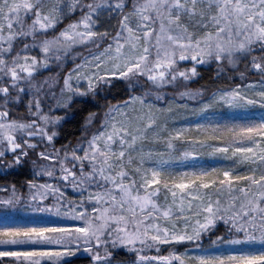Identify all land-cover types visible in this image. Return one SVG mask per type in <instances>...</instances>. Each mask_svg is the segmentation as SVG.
Listing matches in <instances>:
<instances>
[{
	"label": "snow or ice",
	"instance_id": "1",
	"mask_svg": "<svg viewBox=\"0 0 264 264\" xmlns=\"http://www.w3.org/2000/svg\"><path fill=\"white\" fill-rule=\"evenodd\" d=\"M211 65L232 82L188 86ZM24 163L0 264H264V0H0V174Z\"/></svg>",
	"mask_w": 264,
	"mask_h": 264
},
{
	"label": "trees",
	"instance_id": "2",
	"mask_svg": "<svg viewBox=\"0 0 264 264\" xmlns=\"http://www.w3.org/2000/svg\"><path fill=\"white\" fill-rule=\"evenodd\" d=\"M199 73L200 75L197 77L193 85L202 86L214 83L213 79L215 70L212 66L205 68L201 67ZM124 87L123 84H117L116 87L111 90L112 94L116 96V98H123L119 94L124 90ZM108 99H112V96H109ZM99 102L103 103V99L101 98ZM94 110H97V105L91 97L76 100V102L67 110V116L63 121L62 126L58 129V131L61 132V138L57 140V146L66 142V138L71 139L78 137L87 113ZM20 111H23V109L21 108ZM58 113L62 116L65 114L64 111ZM25 179H33V176L31 175V165L28 163L18 166L15 171H10L7 175L0 174V185L16 183L19 187ZM116 258L130 262L133 259V256L125 251H120L116 254ZM71 264H89V260L86 254H80L79 258L73 259Z\"/></svg>",
	"mask_w": 264,
	"mask_h": 264
},
{
	"label": "rangeland",
	"instance_id": "3",
	"mask_svg": "<svg viewBox=\"0 0 264 264\" xmlns=\"http://www.w3.org/2000/svg\"><path fill=\"white\" fill-rule=\"evenodd\" d=\"M184 65H182V67H183ZM213 68H214V70H215V72H216V69H215V65H211ZM67 67L68 68H70V67H72V64L71 63H69L68 65H67ZM201 68V67H200ZM200 68H198V72H199V69ZM202 68H205V67H202ZM239 70H243L242 68L241 69H239ZM238 70V71H239ZM57 71H59V69H56L55 67H53V68H51L49 71H46V72H44L43 73V75L44 76H48L50 73H55V72H57ZM65 71H66V69H65ZM229 71H231V70H229ZM253 76H254V74H252ZM199 77V76H198ZM196 79H197V77L196 78H193V80L189 83V87H192V88H196V87H200V86H197V85H193V83L196 81ZM234 79V82H236V83H239L240 81H239V79L238 78H236V77H234L233 78ZM213 84H216V85H219V84H228V83H230V82H232V81H229L227 78H222V79H220V80H216L215 79V73H214V79H213ZM213 84H211V85H213ZM209 91H211V88H209L208 89ZM169 91H171V89H169ZM194 103V102H193ZM52 114H55V115H60L58 112H54V113H52ZM191 119V118H190ZM59 129V128H58ZM10 159H11V157H9ZM203 162H204V164H205V166H209V165H211V166H215V163H216V161H215V159L214 158H212V157H204L203 158ZM24 192H27V187L25 186L24 187ZM4 192H0V196H3V195H5V194H3ZM69 195H72V193L71 192H69ZM2 216H3V209H0V218H2ZM15 218V217H14Z\"/></svg>",
	"mask_w": 264,
	"mask_h": 264
}]
</instances>
